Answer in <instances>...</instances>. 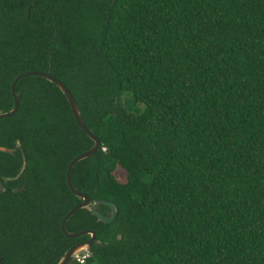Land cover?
I'll return each mask as SVG.
<instances>
[{
    "label": "trees",
    "instance_id": "1",
    "mask_svg": "<svg viewBox=\"0 0 264 264\" xmlns=\"http://www.w3.org/2000/svg\"><path fill=\"white\" fill-rule=\"evenodd\" d=\"M30 70L66 85L100 142L74 186L117 209L66 221L96 233L73 264H264V0H0V112ZM15 90L0 119L13 150H0L1 259L55 264L90 236L60 223L82 200L68 163L93 140L53 82Z\"/></svg>",
    "mask_w": 264,
    "mask_h": 264
},
{
    "label": "water",
    "instance_id": "2",
    "mask_svg": "<svg viewBox=\"0 0 264 264\" xmlns=\"http://www.w3.org/2000/svg\"><path fill=\"white\" fill-rule=\"evenodd\" d=\"M28 76H39L42 78H45L51 82H53L56 86H58V88L63 92V94L65 95L69 106L71 108L72 114L77 122V124L79 125V127L82 129V131L93 140V145L86 151L78 154L77 156H75L74 158H72L70 160V162L68 163L67 169H66V182L68 187L70 188V190L79 198H81V202H79L78 204H76L73 208H71L63 217L61 223H60V228L62 230V232L65 234V236L69 237V238H77L83 234H89V238L81 241V242H77L73 245H71L63 254V256L60 258V260L56 263V264H66L68 262V264H71L73 262V260L75 258H77L80 254H85L89 248V246L95 241V231L94 230H82L79 232H69L66 230L65 227V223L66 221L80 208H87L94 216L97 217L98 220L109 223L112 222L117 214V209L116 206L108 201V200H104V199H100V200H94L92 201L90 196L87 193L84 192H80L79 190L76 189V187L74 186L72 179H71V172H72V168L75 165L76 162L87 158L91 155H93L95 152L98 151L99 147H100V142L98 140L97 137L94 136V134L87 128V126L85 125L81 115H80V111L79 108L77 106V103L73 97V95L71 94V92L69 91V89L66 87V85L61 82L59 79H57L56 77L52 76L49 74V72L47 71H35V70H30V71H26L23 73L18 74L13 81L11 82V86H10V90L13 96V106L10 110L5 111V112H0V119L5 118V117H9L11 116L13 113L16 112L18 105H19V99L15 90V86L16 83L21 80L24 77H28ZM0 150H4V151H12L9 149H6L4 147L0 146ZM2 185L0 184V192L2 191ZM100 204H106L111 208V214L109 216L102 214L101 212H99L96 209L97 205ZM0 264H3L1 259H0Z\"/></svg>",
    "mask_w": 264,
    "mask_h": 264
},
{
    "label": "rangeland",
    "instance_id": "3",
    "mask_svg": "<svg viewBox=\"0 0 264 264\" xmlns=\"http://www.w3.org/2000/svg\"><path fill=\"white\" fill-rule=\"evenodd\" d=\"M122 169H120V168H117L116 170H115V174H116V176L119 178V180L120 181H124V179H125V173H124V171L122 170ZM80 255H82V254H80Z\"/></svg>",
    "mask_w": 264,
    "mask_h": 264
},
{
    "label": "flooded vegetation",
    "instance_id": "4",
    "mask_svg": "<svg viewBox=\"0 0 264 264\" xmlns=\"http://www.w3.org/2000/svg\"><path fill=\"white\" fill-rule=\"evenodd\" d=\"M16 146L20 148V144H19L18 142H17ZM12 151H13V150H12ZM5 181H6V179H5ZM1 185H2V184H1ZM23 187H24V186H23ZM2 189H3V186H2ZM81 241H84V240H78L77 242H81ZM77 242H75V243H77ZM75 243H74V244H75ZM72 245H73V244H72ZM88 250H89V249H88ZM88 250H87V252H88ZM65 251H66V250H65ZM63 254H64V253H63ZM62 256H63V255H62ZM62 256H61V257H62ZM61 257H60V258H61ZM60 258H59V260H60ZM0 259H1V254H0ZM59 260H58V261H59ZM75 260H76V258L73 260V262H74ZM1 261H2V259H1ZM58 261H57V262H58ZM57 262H56V263H57ZM73 262H72L71 264H73ZM2 263H3V262H2ZM56 263H55V264H56ZM66 264H68V262H67Z\"/></svg>",
    "mask_w": 264,
    "mask_h": 264
},
{
    "label": "built area",
    "instance_id": "5",
    "mask_svg": "<svg viewBox=\"0 0 264 264\" xmlns=\"http://www.w3.org/2000/svg\"><path fill=\"white\" fill-rule=\"evenodd\" d=\"M86 254H87V252L85 254L79 255L76 258V261L79 262V263H82L84 261L85 257H86Z\"/></svg>",
    "mask_w": 264,
    "mask_h": 264
}]
</instances>
